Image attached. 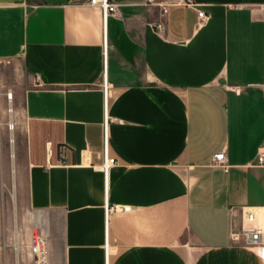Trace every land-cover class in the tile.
<instances>
[{
    "label": "crops",
    "instance_id": "crops-1",
    "mask_svg": "<svg viewBox=\"0 0 264 264\" xmlns=\"http://www.w3.org/2000/svg\"><path fill=\"white\" fill-rule=\"evenodd\" d=\"M87 1L0 0V264H264V0Z\"/></svg>",
    "mask_w": 264,
    "mask_h": 264
},
{
    "label": "built area",
    "instance_id": "built-area-1",
    "mask_svg": "<svg viewBox=\"0 0 264 264\" xmlns=\"http://www.w3.org/2000/svg\"><path fill=\"white\" fill-rule=\"evenodd\" d=\"M153 2V0H149ZM192 0H186V3L191 4ZM87 3L93 7H98L102 10L104 20L107 19L109 15H116L119 8V3L114 0H88ZM168 11V6L163 5V14ZM200 17H204V11L199 12ZM157 28L159 31L165 30V25L163 23H158ZM104 58H107V43L106 36L104 37ZM104 89L107 91L108 85L107 80H104ZM8 98L11 100L12 93H8ZM12 111V107H10ZM10 129L14 128V123L11 121L9 123ZM117 159L115 157H109L105 154L104 161L97 166V168L103 171L105 174L108 173L109 169L117 164ZM212 164L215 166H222L227 168V157L225 151H220L216 153L212 159ZM257 165L264 169V142L261 145ZM232 239L241 242L243 241L245 245L256 249L259 255L264 259V225L257 222V210L255 208H248L245 211V224H243L242 229L239 232L232 233ZM31 252L33 254V264H50V249L48 241L42 233L37 234L33 238L31 245Z\"/></svg>",
    "mask_w": 264,
    "mask_h": 264
},
{
    "label": "water",
    "instance_id": "water-1",
    "mask_svg": "<svg viewBox=\"0 0 264 264\" xmlns=\"http://www.w3.org/2000/svg\"><path fill=\"white\" fill-rule=\"evenodd\" d=\"M48 4H65L70 2L71 0H41Z\"/></svg>",
    "mask_w": 264,
    "mask_h": 264
},
{
    "label": "rangeland",
    "instance_id": "rangeland-1",
    "mask_svg": "<svg viewBox=\"0 0 264 264\" xmlns=\"http://www.w3.org/2000/svg\"><path fill=\"white\" fill-rule=\"evenodd\" d=\"M5 86H8L9 87V83H7ZM12 99H13V97L11 98V100L8 98V96H6V105H7V107H8V109H9V107H10V101H12ZM11 140V137L9 138V140H8V145H7V148H8V150H11V146H12V142L10 141Z\"/></svg>",
    "mask_w": 264,
    "mask_h": 264
},
{
    "label": "snow or ice",
    "instance_id": "snow-or-ice-1",
    "mask_svg": "<svg viewBox=\"0 0 264 264\" xmlns=\"http://www.w3.org/2000/svg\"><path fill=\"white\" fill-rule=\"evenodd\" d=\"M262 255H264V253H262Z\"/></svg>",
    "mask_w": 264,
    "mask_h": 264
}]
</instances>
